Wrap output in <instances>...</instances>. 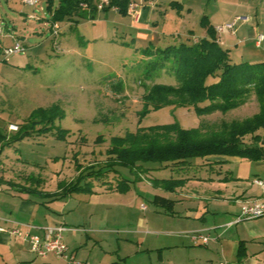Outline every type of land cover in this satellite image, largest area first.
Here are the masks:
<instances>
[{
    "label": "rangeland",
    "instance_id": "obj_1",
    "mask_svg": "<svg viewBox=\"0 0 264 264\" xmlns=\"http://www.w3.org/2000/svg\"><path fill=\"white\" fill-rule=\"evenodd\" d=\"M133 1L141 8L132 19H139L142 4H150L156 28L157 40L142 49L190 46L194 39L213 38L233 64L264 62V0ZM58 6L59 0H37L34 6L0 0V134L8 138L15 135L9 126L17 132L28 118L33 123L31 135L3 149L1 157L10 160L0 164V175L25 187L26 178L33 177L38 184L32 187L49 195L19 192L40 203L31 225L37 230L63 226L64 234L74 231L75 237L63 235L64 242L81 264H264V235L252 238L243 226L259 221L237 222L250 201L235 198L260 194L252 180L264 175V162L225 157L212 173L169 170L155 163H147L151 170L143 173L116 166L127 180L125 190L94 187L90 194L62 196L68 183L90 167L104 165L113 138L174 123L186 130L198 128L206 136L219 134L227 124L252 118L260 105L252 93L243 106L225 114L198 116L192 107L177 104L155 108L145 95L157 85L177 83L169 65L148 66L152 57L137 50L134 33L122 26L129 21L125 15L96 9L89 18V4L82 2L84 19L53 25ZM16 44L21 52L2 55ZM45 128L52 130L39 132ZM58 129L66 132L57 138ZM225 175L232 179H204ZM16 203L15 197L10 206L0 202V212L27 222L17 214ZM260 226L264 232L263 220ZM200 237H207V244ZM13 242L11 252L0 250V264H67L62 258L48 262L51 258L35 257L23 239Z\"/></svg>",
    "mask_w": 264,
    "mask_h": 264
},
{
    "label": "trees",
    "instance_id": "obj_2",
    "mask_svg": "<svg viewBox=\"0 0 264 264\" xmlns=\"http://www.w3.org/2000/svg\"><path fill=\"white\" fill-rule=\"evenodd\" d=\"M82 2L89 4L87 17L94 18L97 10L93 0H59V6L52 16L53 25L58 21H74L77 16V20L84 19L85 13L79 12ZM109 2V7L102 11L115 7L118 13L126 14L131 0ZM208 32L211 34V30ZM140 52L144 56L152 57L148 60V66L161 69L166 64L169 65V71L177 83V86L157 85L145 95V102L155 108L177 104L192 107L198 116L217 112L225 114L243 106L253 93L260 105L259 112L241 123L227 124L221 133L210 136L203 135L198 128L186 130L174 123L138 129L136 133L127 134L124 138H113L112 146L106 151L107 159L104 165L90 167L85 175L74 183H68L61 192L62 196L73 193L90 194L94 192V187L116 192L125 190L127 180L119 174L116 166H126L143 173L151 170L145 167L147 163H155L160 164V168H170L169 170L175 168L184 172L200 169L212 173V169L215 171L226 162L215 157H237L264 162V62L233 64L228 51L223 50L213 38L199 39L190 46L184 43L163 49L147 46ZM147 110L145 107L144 111ZM31 119L28 118L27 123L24 122L19 130L15 131L14 136L6 138L0 134L1 165L10 160L1 157L3 149L14 146L23 137L32 134ZM50 130L52 128H45L39 132L46 133ZM65 132L58 129L54 135L58 138ZM220 173L219 170L217 174ZM224 173L230 172L226 170ZM187 179L189 178L177 180L175 185H180ZM204 179L209 180L210 177ZM26 182H29L27 187L17 185L0 175V185L16 188L17 192L21 193L44 198L49 196L39 192L35 186L32 187L33 184H38L33 177L28 176ZM241 253L240 243L238 254Z\"/></svg>",
    "mask_w": 264,
    "mask_h": 264
},
{
    "label": "crops",
    "instance_id": "obj_3",
    "mask_svg": "<svg viewBox=\"0 0 264 264\" xmlns=\"http://www.w3.org/2000/svg\"><path fill=\"white\" fill-rule=\"evenodd\" d=\"M150 11H151L150 4H147V5L142 4V9H141L140 16H139L138 20L132 19V17L130 15H128L127 13L124 14L125 15L124 18H127L129 21L127 22L126 25L123 24L122 26L124 29L129 30V31L134 33V38L132 39V41L134 43H137V45H138L137 50H139V49L142 50L143 45L155 43V41L157 40L156 28L153 27V25L155 23L151 19ZM197 40L198 39H194V42H196ZM215 158L218 160H223L222 158H225V157H215ZM228 174H230V173H228ZM255 176H259V174H256ZM227 177L228 178H225L224 180L232 178L230 176H227ZM222 180L223 179L219 178V177H215V178L210 177V179H209V181H211V182L222 181ZM2 187L3 186L0 185V202H4L8 206H10L13 202L14 197H15L17 199V203H16L17 214H20L27 219V222H18V218H16L15 216H9L8 214L5 215L2 212H0L1 216H2V217H0V228H2L4 230L3 232H0V250L3 252L10 250V252H11L13 246H16L15 243L13 242V239H17V237L12 236L10 234V230L12 228L16 227L17 225H20L19 223H23V225L35 224L34 220L37 217V214L39 211L38 206L40 205V203L37 201H34L33 199H31L28 196L20 194L19 192L13 191L9 187H7V189L2 188ZM3 189L8 190L7 191L8 193L6 195H2ZM110 192H112V191H110ZM10 193H14L15 196L11 197L9 195ZM235 198L237 201H240V203L241 202L242 203L248 202V201L251 202V201H255V200H261L264 202V196L261 194V192L258 196L246 197L245 194H242V195H238V196L235 195ZM236 216H238V215H236ZM262 220L264 221V216L254 220V222L259 221V224L256 223V225H255L252 223H248V224L243 225V226H245V229L248 230L247 232L249 233V236H251L252 238H261L264 235L263 229L261 228L262 226H260V222ZM228 224H232V221H229ZM206 230H209V229H206ZM73 232L74 231L71 232L72 233L71 236L75 237V233H73ZM33 233H35L39 236L42 235L41 230H35V231H33ZM68 233L69 232H67L65 234H68ZM71 233H69V234H71ZM64 240H65V238H64ZM68 251H69V254H72L70 252V250H68ZM72 255L75 258V254L73 253ZM46 258H51V259H46ZM53 258H56V257L54 255H48L47 257L40 258V259H43V260L46 259L48 262H51V260ZM47 264H49V263H47Z\"/></svg>",
    "mask_w": 264,
    "mask_h": 264
},
{
    "label": "built area",
    "instance_id": "obj_4",
    "mask_svg": "<svg viewBox=\"0 0 264 264\" xmlns=\"http://www.w3.org/2000/svg\"><path fill=\"white\" fill-rule=\"evenodd\" d=\"M22 2L28 6H34L37 0H22ZM94 5L98 11H102L104 8L109 7V0H93ZM141 8V3L131 1L127 7V14L130 16L137 15V12ZM112 10L117 11V8L113 7ZM57 28V25L54 26ZM228 25L226 28H230ZM261 39V38H260ZM22 51V47L16 44L11 49H5L2 52L4 57H8L14 53H19ZM17 127L11 125L8 127V131L15 132ZM252 183L261 189V193L264 196V175L256 176ZM264 216V203L260 200L251 201L245 204L241 208V214L238 216V221L241 220H255ZM37 230L36 227L32 225H17L10 230V234L14 237L23 239L29 245L30 252L37 258H45L48 255H54L57 258H62L67 261V264H81L77 262L72 254H69L68 248L64 243V232L66 229L63 226H55L51 228H41L42 235L39 236L34 234L33 231ZM4 230L0 228V232ZM199 238V237H198ZM203 244H207V237H200ZM219 264H225L219 262Z\"/></svg>",
    "mask_w": 264,
    "mask_h": 264
}]
</instances>
